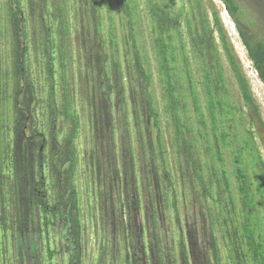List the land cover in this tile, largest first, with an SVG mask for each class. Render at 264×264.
<instances>
[{"label":"rangeland","instance_id":"374dc122","mask_svg":"<svg viewBox=\"0 0 264 264\" xmlns=\"http://www.w3.org/2000/svg\"><path fill=\"white\" fill-rule=\"evenodd\" d=\"M196 1L33 0L47 15L41 38L33 30L27 36L26 56V75L36 86L33 91L38 101L27 133L32 130L33 138H41L42 133L48 137L47 159L40 164L42 174L36 172L34 179L42 188L43 203L33 209V225L22 227V216L29 213L22 201L30 192L24 189L18 160L13 161L10 125L2 126L0 264H256L242 228L250 208L237 171L241 166L255 206L249 219L253 239L262 245L258 254L264 257V192L260 193L254 173L264 181L260 119L264 120V82L225 2L202 0L199 7ZM232 1L238 6L237 16L247 36L264 43V0ZM6 5L7 0H1L0 25L4 30L8 28ZM127 9L136 15L129 17ZM153 11L157 12L155 20ZM204 11L213 29L214 13L219 14L255 106L244 98L236 68L217 30L212 34L214 41L203 32ZM155 25L165 30L163 37L173 36L176 67L171 78L178 88L179 114L193 126L187 137L197 139L200 176L188 149L175 146L167 129L171 110L156 52L160 32L154 30ZM12 46L13 40L1 34L5 77H0V96L6 106L11 105L14 89L9 73ZM47 62L52 65V77L46 72ZM205 67L210 83L205 80ZM208 85L213 92L208 91ZM211 115L217 117L216 124ZM74 121L78 127L70 143ZM54 127L63 149L73 147L79 157L74 176L68 174L67 162L62 164L57 156V168L56 158H50L54 152L60 154L57 146L50 144L49 132ZM216 134L227 143L219 147ZM252 138L263 164L253 162L250 148L243 145ZM160 141L167 146V160L162 163L157 156ZM210 147L220 159L216 156L211 161ZM126 152L125 179L134 189L128 196L126 190L121 192L123 176L120 179L117 174L120 181L114 177L108 180L99 171L105 169L112 153L120 159L119 174L123 172L121 158ZM235 158L240 159L239 164ZM212 163L221 170L210 185L209 196V186L204 183ZM61 168L65 171L62 175ZM74 211L78 224L66 220Z\"/></svg>","mask_w":264,"mask_h":264},{"label":"trees","instance_id":"16d2710c","mask_svg":"<svg viewBox=\"0 0 264 264\" xmlns=\"http://www.w3.org/2000/svg\"><path fill=\"white\" fill-rule=\"evenodd\" d=\"M151 2V0H149ZM226 4L227 9L229 10L232 18L236 21L237 24V28L239 30V32L242 35L243 41L245 46L247 47L250 56L252 58V60L255 63V66L257 67V69H259L262 81L264 82V43L259 41L256 42L253 39L251 40L246 32L244 31V29L242 28V25L240 23V19L237 16L238 13V6L232 1V0H223ZM172 2V0H171ZM197 4L199 5V7H201V3L202 0H197L196 1ZM184 9V7L182 8V10ZM128 15L129 17H134L136 15L135 11H128ZM152 15L154 17V20L157 19V12L153 11ZM213 22H214V29L211 27V22L209 19L208 14L206 13V11H204L203 14V25L201 26V28L203 29V32H206L208 34H210V38L212 41H214V36H212V34L215 32V29L217 30V32L219 33L220 39L222 40L223 44H224V49L225 51L228 53L230 60L232 61V64L234 65V67L236 68V74L238 76V80L240 82L241 85V90L243 93L244 98L246 99V101L248 103H252V105H256L254 97L252 96L251 93V88L248 84V82L246 81L244 75L242 74L241 68L239 63L237 62L236 58L234 57V54L232 53L231 47L227 42L226 39V34H225V30L222 24V21L220 19V16L217 12L214 13L213 16ZM156 27V28H155ZM207 28V30H206ZM157 29L158 32V37L156 38V52L159 56V63H160V71L163 74L164 77V81H165V91L167 93V98L169 101L168 104V108L171 110L170 114H171V122L167 124V129L171 130L170 134L172 135L173 138V142L175 146L181 145L182 147H186L188 149L187 154L190 157L191 162L193 163V166L195 167V173L196 175L200 176L201 174L198 172H202V166H201V157H200V151L197 148V139L195 136H191L189 135L187 137V134L191 133L193 126L188 125L186 122H184L183 117L179 114V110L181 108V106L179 105V96H176L177 93V86L175 85L176 83L173 82L172 80V76H171V70L175 69V61H176V50L175 47L172 45V40H173V36L171 34H167V36L163 37V34L165 32V30L159 29L158 25L154 26V30ZM214 42H212L211 46L214 48ZM215 50V48H214ZM207 68L205 67L204 72H206V82L210 83L211 79L209 77L208 71H206ZM173 71V70H172ZM48 74L50 77H52L53 75V68L51 63H48ZM208 91L209 92H213V88L211 86L208 85ZM68 107V105L66 106ZM179 107V109H178ZM185 106L182 108L184 109ZM60 112V110H59ZM68 112V111H66ZM70 114V113H68ZM212 116V122L213 124H216L217 122V117L215 115H211ZM71 119H74L73 117H71ZM261 124L264 127V120L261 117ZM51 121H53V119L51 118ZM160 124V123H159ZM159 124H157L159 126ZM187 124V125H186ZM77 125V121L73 122V126L75 128V126ZM77 128V126H76ZM19 132V131H18ZM189 132V133H188ZM199 133V131H198ZM162 136V134H161ZM216 139L219 141V147H221V144H225L227 143L226 140H220V138L222 137V135L220 134H216ZM185 139H190V140H185ZM251 142L247 140H244L245 144L243 145H248L249 149V154L253 159V162H255L256 164H263L262 161V156L260 151L254 147V142H253V138L252 140L249 139ZM166 144H164L163 141L159 142L158 145V151H157V156L159 157V160L161 161H166L167 158L165 157V153H166ZM58 149V148H57ZM213 148H209L210 153V159L211 161H215L218 157V154L212 150ZM221 151L219 152V154L221 155ZM69 154H74V150L71 151V153ZM32 155L33 158L30 161L29 159L27 160H23L22 158L17 159L18 160V171L21 173L22 177L21 179L24 181L23 186L24 189L26 187H28L30 195L28 198L24 199V201H22V205L25 206V208L28 210L29 213H26L25 215L23 214L22 219L20 221V225H22V227L26 228L25 224H32L35 221V218L32 219V212L34 213V208L37 206L42 205L43 203V198L42 195L40 194V192L42 191V188L39 187L38 185V181H34L35 179V175L36 172L39 174H42V171L40 169V164L45 163V157L46 154L44 152L40 151V146L38 145H33L32 147ZM243 155V154H242ZM57 156H59L58 154H50V158L53 160L54 158H56V162H54L56 165L59 163V160L57 161ZM217 156V157H216ZM23 157L25 158V154H23ZM39 157H44L43 160L40 159ZM220 159V157H218ZM237 160V158H235V161ZM239 163H240V159H239ZM76 165V159L74 160L73 155H71V160H70V168L75 167ZM256 166V165H255ZM243 167L241 166V168H239V176L242 182V186L244 187L243 192H244V196L243 198L245 200H247V206L250 208V211H248L246 217H245V223H243L242 228L244 230V233L246 234V238H247V242H248V247H249V251L250 253L253 252V259L256 262V264H264V257H261L262 255H259L258 253L261 252L262 249V245L259 243H255L254 239H253V231H254V227L252 226V223L250 222V217L253 215V206L254 204L250 202V196H249V186L250 184L247 183L248 177L245 175V171L242 169ZM219 170H221L220 168H217V166L215 164H211L209 166L208 171V178H206V182L204 183V185H206V183L208 184L209 188H207V192L209 194V196H212V191L210 189V185H213V183L215 182V180L217 179V177L219 176ZM73 173V171H71ZM198 172V173H197ZM255 173V177L257 178L258 181V187L260 190V193L263 194L264 192V188H262V186H264V181L257 175V173L254 171ZM220 200V196L218 198ZM34 209V210H33ZM71 220L72 222L78 223V218L77 215L75 213V211L73 213H71ZM1 219V218H0ZM2 220V219H1ZM3 221H0V223H2ZM34 228V230H39V227H32ZM257 230V229H256ZM256 251V253L254 254V252ZM258 255V256H257Z\"/></svg>","mask_w":264,"mask_h":264},{"label":"flooded vegetation","instance_id":"af4514ba","mask_svg":"<svg viewBox=\"0 0 264 264\" xmlns=\"http://www.w3.org/2000/svg\"><path fill=\"white\" fill-rule=\"evenodd\" d=\"M28 5V6H27ZM7 9H6V17H7V22H8V28L3 29V27L0 25V35L2 34L5 38L8 40H13V46L12 50L14 51V57L13 61L10 62V68H9V73H12V84L14 85L12 97H10V102L11 105L9 104L6 106L7 102H4V100L1 99L0 96V145H1V138L4 133L1 132L2 126L6 127L10 125V131L12 132V139H11V150H13V161L19 158H22L23 160L29 159L30 161L33 158L32 155V147L33 145H38L40 146V151L45 153V147L47 146L48 143V137L47 133H42L41 138L40 137H34L33 138V131L30 130V133H27V130L30 129L31 124L34 122L33 121V113L34 111L33 106L38 103L37 99L34 97V87L32 82L27 78L26 72L28 68V62L26 59V56H28V41H27V36L29 33L33 30L37 34L38 38L40 39L43 32L46 30L44 27L46 24L47 20V15L44 7L39 8V4H36L33 2V0H27L25 3V0H7ZM0 7H1V0H0ZM228 13L230 14L229 10L227 9ZM231 16V14H230ZM35 21L34 25L32 24V20ZM1 22V18H0ZM238 33L239 30H238ZM241 34V33H240ZM35 39V42H39ZM242 42L243 38L241 36ZM27 41V44H26ZM2 61L0 58V77H5L2 69ZM48 63H46V72L48 74ZM6 72V71H5ZM8 79L11 78L9 77V74L7 75ZM2 80H0L1 82ZM1 87V86H0ZM12 100V101H11ZM125 115L122 112H120ZM126 116V115H125ZM51 121V119H50ZM3 123V124H2ZM5 124V125H4ZM78 124V122H77ZM29 127V128H28ZM78 127V126H77ZM76 130V126L72 127V133L69 137V142L73 140L74 137V132ZM19 131V132H18ZM50 144L57 146L58 150H60L59 155V160L64 164L65 162L68 163V174L71 176L72 172L75 174V168L77 166V163H79V157L76 156V151L74 150L73 147L69 146L66 149H63V143L60 142V140L57 139V133L54 129L50 130ZM229 134L226 133V135ZM65 142V141H64ZM74 150V154H69L71 151ZM55 153V152H54ZM23 154H25V158L23 157ZM128 154L127 152L124 153L122 156V165H123V172L122 170L119 171L117 170V162L120 160L119 158H116L112 153H110V156L107 157L108 163L107 166L105 165L104 170H100V172L105 173L108 176V180L110 179H115V181H120L117 177V174L119 175V178L122 179L123 176V184H122V190H126L127 196L131 193H133L134 189H130L131 187L128 186V182L126 181V173L128 172V169L126 167V158L125 155ZM71 155H73L74 160L76 159V165L73 168H70V160H71ZM1 156V153H0ZM15 158V159H14ZM40 159L43 160L44 157H39ZM47 159V157H45ZM119 159V160H118ZM126 159V160H124ZM236 163L239 164V159L235 161ZM44 164V163H43ZM116 165L114 170L112 171V166ZM93 167L95 168L97 165L96 163H92ZM239 166V165H238ZM59 167V164L57 165V168ZM223 169V168H222ZM117 170V171H115ZM239 173V167L237 169ZM61 172V175L63 174L64 169L61 168L59 169V173ZM74 174L72 176H74ZM1 178L4 176L3 174L1 175ZM138 183V181H136ZM229 183V182H228ZM136 186V183H134V187ZM28 189V187H27ZM118 192V189H116ZM43 198V193L42 191L40 192ZM62 198V197H61ZM138 202V200H136ZM62 207H66L65 199H62V202L60 203ZM234 205V204H233ZM61 214V219H64L63 217L66 215H63L62 210H59ZM66 220L70 222L71 224L73 223L71 220V214L67 215ZM2 219V217L0 216ZM0 219V221H1ZM74 224V223H73ZM78 224V223H75ZM27 227L29 224H25Z\"/></svg>","mask_w":264,"mask_h":264}]
</instances>
